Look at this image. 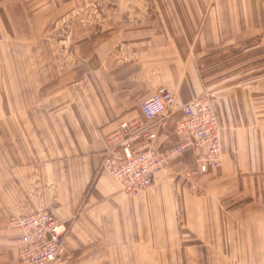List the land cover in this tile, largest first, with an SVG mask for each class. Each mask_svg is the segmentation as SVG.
<instances>
[{
  "label": "rangeland",
  "instance_id": "374dc122",
  "mask_svg": "<svg viewBox=\"0 0 264 264\" xmlns=\"http://www.w3.org/2000/svg\"><path fill=\"white\" fill-rule=\"evenodd\" d=\"M170 14V0H0V140L9 144L24 123L47 134L54 110H110L109 77L129 65L154 91L177 85L179 97L189 92L180 103L210 94L222 134L233 135L240 151L224 152L206 175L191 154L164 170L185 192L177 195L180 254L163 261L264 264V34L214 50H197V41L177 50L166 33L175 23ZM136 103L128 109L138 110ZM250 143L263 148L253 160ZM0 149L5 173L14 167ZM10 220L6 229H18ZM14 250L3 242V264Z\"/></svg>",
  "mask_w": 264,
  "mask_h": 264
},
{
  "label": "crops",
  "instance_id": "0c3cea01",
  "mask_svg": "<svg viewBox=\"0 0 264 264\" xmlns=\"http://www.w3.org/2000/svg\"><path fill=\"white\" fill-rule=\"evenodd\" d=\"M170 4L175 23L166 27V33L177 50L190 49L194 41L197 50H214L234 42L252 43L264 34V0H170ZM109 78L110 110H54L57 122L45 124L47 134L24 123L9 144L0 140L14 167L0 171V264L4 241L15 248L7 264H20L21 232L6 229L7 221L39 209L70 225L64 255L54 264H164V259L179 256L177 195L185 191L166 180L167 172H158L150 191L137 197H127L110 175L98 173L107 137L118 121L138 115V110L128 109V102L143 101L156 87L140 67L131 65ZM177 87L167 88L176 95ZM176 97L190 98L189 92ZM221 138L223 158L224 152L240 151L233 135L229 139L221 132ZM249 149L253 160V152L259 156L263 148L250 143ZM3 153L0 149L1 157Z\"/></svg>",
  "mask_w": 264,
  "mask_h": 264
},
{
  "label": "built area",
  "instance_id": "2783aa9c",
  "mask_svg": "<svg viewBox=\"0 0 264 264\" xmlns=\"http://www.w3.org/2000/svg\"><path fill=\"white\" fill-rule=\"evenodd\" d=\"M107 144L100 172L110 175L127 196L151 188L158 172L188 154L202 175L218 169L223 159L213 96L202 94L180 103L166 87L141 101L136 117L119 120ZM8 226L21 230V264H54L65 252L70 225L49 211L13 217Z\"/></svg>",
  "mask_w": 264,
  "mask_h": 264
}]
</instances>
